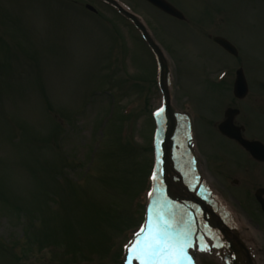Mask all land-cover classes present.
Instances as JSON below:
<instances>
[{
	"label": "rangeland",
	"instance_id": "rangeland-1",
	"mask_svg": "<svg viewBox=\"0 0 264 264\" xmlns=\"http://www.w3.org/2000/svg\"><path fill=\"white\" fill-rule=\"evenodd\" d=\"M82 1L77 10L71 2L0 0V264H122L123 245L143 220L155 170L153 111L162 95L153 60L113 8ZM139 1L136 11L162 39L172 68L174 61L173 104L185 110L196 92L189 84L199 82L182 67L188 55L176 49L190 41L188 29ZM229 26L247 47H258L247 20L246 27L233 19ZM218 62L232 64L228 57ZM111 91L116 111L104 129ZM200 172L240 208L225 199L216 174L204 166ZM214 244L189 250L196 264H223Z\"/></svg>",
	"mask_w": 264,
	"mask_h": 264
},
{
	"label": "flooded vegetation",
	"instance_id": "flooded-vegetation-1",
	"mask_svg": "<svg viewBox=\"0 0 264 264\" xmlns=\"http://www.w3.org/2000/svg\"><path fill=\"white\" fill-rule=\"evenodd\" d=\"M176 6L188 7L191 10L198 9V11L204 12L209 17H212L214 13H222V8L225 6L224 0H169ZM223 2V3H222ZM264 17V12H261ZM196 33H204L211 43L219 48L223 49L216 42L214 37L217 35L224 36L227 39L236 40L238 37H232L230 26L225 21L218 19L209 20H187ZM205 28H211V31L205 32ZM259 36L264 40V19L257 22L254 26ZM203 37H196L192 39L196 44L195 48L197 54L201 59H205L209 54V44L204 42H198V39ZM238 46V45H237ZM224 50V49H223ZM242 43L238 46V54L232 56L226 52L229 56L237 59V67L245 68V58H242ZM264 53V47H262ZM250 54V53H249ZM248 54V55H249ZM255 55L260 56V52H256ZM255 59L254 54H250ZM204 63L200 62L199 66H203ZM254 65H250L253 68ZM229 83L225 84H203L207 88L206 91L210 92L214 98L212 101L215 103H222V107L217 109L213 105L205 107L201 111V120L203 128L201 130V136L207 141L209 147L207 157L214 166L221 170L226 178L236 186L251 191L254 187H264V160H261L257 155H262V147L264 146V115H262V109H264V84H249L248 92L245 97L239 99L233 94V82L229 80ZM229 107H235L240 110L239 114L234 119V125L237 131L241 134L243 140H247V143L236 141L226 137L219 131V116H224L225 111ZM198 133V132H197ZM255 142H259L257 145ZM264 152V150H263ZM227 157L229 163L223 161V158ZM222 162L220 163V161ZM264 197V195L262 196ZM254 204L260 209L258 199H254ZM256 206V207H257Z\"/></svg>",
	"mask_w": 264,
	"mask_h": 264
},
{
	"label": "snow or ice",
	"instance_id": "snow-or-ice-1",
	"mask_svg": "<svg viewBox=\"0 0 264 264\" xmlns=\"http://www.w3.org/2000/svg\"><path fill=\"white\" fill-rule=\"evenodd\" d=\"M167 227L165 224L163 228L149 230V236L145 237L143 242L139 237L143 236L145 228L142 227L140 232L136 233L137 240L133 243L138 249L136 258L140 264H183L187 259L186 245L173 241L166 231Z\"/></svg>",
	"mask_w": 264,
	"mask_h": 264
},
{
	"label": "water",
	"instance_id": "water-1",
	"mask_svg": "<svg viewBox=\"0 0 264 264\" xmlns=\"http://www.w3.org/2000/svg\"><path fill=\"white\" fill-rule=\"evenodd\" d=\"M159 4V6H161L162 8H164L167 12L173 14V15H177V16H180V13L175 10V8H173L170 4L168 3H165V2H157ZM92 8V7H90ZM157 53L159 55V60L161 62V67L162 68H165V65H164V62H163V59H162V56L160 54V52L157 50ZM166 77V76H165ZM162 82H164V76H163V80ZM167 116L168 118L170 119L169 120V132H167V130H165V134H166V139L164 141V144H163V149L165 150V155L164 157H162V161H163V166H162V169H164L166 171V173H169L171 174V178L174 179V182L172 181V179H169L167 178L166 176V181L165 183H167L168 185H170L169 187H173L175 189V191H177L178 193V189L180 190L182 196H184L186 198V201H187V209L188 208H191L193 207L191 204L193 203L194 205L196 204H202L200 202L199 199H197L195 197L194 194L190 193L189 191V194L185 193L184 190H183V187H182V180L180 178V176L176 173L175 169H173L174 167L172 165H174V161L172 159V155H171V148H172V140H171V136L172 134L174 133V130H173V119L171 118L172 117V110H169L167 111ZM166 129V128H165ZM162 133H163V130H162ZM161 133V134H162ZM163 137V135H162ZM164 138V137H163ZM169 194V197L170 198H173L175 199V194L174 193H168ZM217 224V222H216ZM222 234H225L226 236H228L226 238L227 242H229L230 244H233L231 243L232 242V238L235 237L236 235L232 233L233 236H230V234L227 232V230H223L222 229ZM236 241H237V245L235 246L234 244L231 246V250H232V253L235 254V256L239 257L240 254H242V258H249V255L247 254V251L244 249V246L241 244L240 241L237 240L236 238ZM237 248V249H236ZM244 255V256H243Z\"/></svg>",
	"mask_w": 264,
	"mask_h": 264
},
{
	"label": "bare ground",
	"instance_id": "bare-ground-1",
	"mask_svg": "<svg viewBox=\"0 0 264 264\" xmlns=\"http://www.w3.org/2000/svg\"><path fill=\"white\" fill-rule=\"evenodd\" d=\"M172 181L174 182V179L172 178Z\"/></svg>",
	"mask_w": 264,
	"mask_h": 264
}]
</instances>
